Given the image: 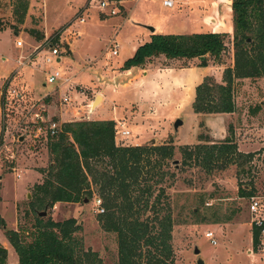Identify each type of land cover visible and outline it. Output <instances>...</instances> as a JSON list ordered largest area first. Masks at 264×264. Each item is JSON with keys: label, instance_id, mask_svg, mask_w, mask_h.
Wrapping results in <instances>:
<instances>
[{"label": "rangeland", "instance_id": "1", "mask_svg": "<svg viewBox=\"0 0 264 264\" xmlns=\"http://www.w3.org/2000/svg\"><path fill=\"white\" fill-rule=\"evenodd\" d=\"M100 1L0 0V92L10 81V87L20 94L16 101L9 96V106H5L0 97V133L5 125L13 134L9 141L6 140L7 134L0 138V216L7 229L19 232L26 242L33 239L32 235L38 229L37 217L54 222L75 219L81 226L80 231L74 234L79 247L82 245L85 251L97 253L102 264H119L118 235L104 229L101 215L106 213V207L104 205V213H99L96 202L101 199L104 204L105 199L97 186H91L94 194L89 200L79 203H57L51 209L42 210H34L31 205L35 200L34 187L45 177L40 171L48 169L50 155L49 141L35 137L32 120L26 113L33 103L54 92L58 84H49L45 73L37 68L38 65L44 67L49 51L42 50L24 67L16 62L21 55L27 56L32 46L41 43L47 35H62L71 43L70 48L67 46L70 50L60 57L62 61L56 60L47 68L53 72L59 70L64 77L75 79L76 72L71 71L75 65L79 70L88 69L89 64L102 56L103 64L112 73L110 66L114 68L125 50L120 47L119 57H110V42L115 38L119 45L124 46L133 34L131 26L124 22V8L112 16L108 9L96 7ZM129 1L133 2L128 6L130 11L136 0ZM137 1L150 7L154 16L162 21L168 22L169 16L186 11L194 15L199 28L203 25L198 33H225L226 51L218 60L209 58L206 76L216 83L225 84V71L235 68L233 0H200V4L198 0H186L173 9L163 7V0ZM24 2H28V11L23 22L19 23L20 16L15 14V10ZM80 16L85 19L84 24L78 22ZM67 30L82 31L83 34L78 38ZM20 39L25 48L17 46ZM77 40L76 55L72 57L71 49ZM198 65L199 59L173 61L165 56L150 59L141 71L143 74L150 71V77L133 87L131 96L122 88L115 87L117 92L106 91V103L100 108L102 118H112L115 123L126 121L131 136L116 137L120 145L174 147V156L166 168L174 176L169 174L161 186L164 188L163 201L170 205L175 221L171 242L175 264H199L200 260L205 264H264V253H258L253 244L250 197L241 195L244 189L246 193L264 196V76L257 79L234 77L233 112L196 114L193 111L195 91L206 77L203 81L197 79L194 82L186 81V78L190 76L189 69ZM94 68L87 71L90 78L85 84L89 87L77 85L78 92L82 88L89 98L83 104L95 102V95L104 91L96 80L97 76L92 74L94 71L103 73V70L98 66ZM98 101L93 110L101 104L102 98ZM48 104L52 119L57 121L54 114L63 107L59 95H53ZM69 111L70 119L82 118L83 114L74 116ZM97 116L91 115L89 121H98ZM178 119L183 121V125L176 130ZM23 128L30 132L25 133ZM227 138L236 143L241 153L251 154V162L242 168L223 162L210 172L184 164L182 147L214 144ZM153 140L156 141L154 144ZM158 189H155L150 208L142 216V219H149L151 228L155 224L151 205L159 193ZM43 212L47 215L40 216ZM207 232L214 233L216 245L205 237ZM0 244L8 251L7 264H19V257L1 227ZM253 249L258 253L256 257L249 254Z\"/></svg>", "mask_w": 264, "mask_h": 264}, {"label": "trees", "instance_id": "2", "mask_svg": "<svg viewBox=\"0 0 264 264\" xmlns=\"http://www.w3.org/2000/svg\"><path fill=\"white\" fill-rule=\"evenodd\" d=\"M235 68L227 69L225 84L209 77L196 88L193 111L196 114H225L234 111L232 82L236 78L257 79L264 76V0H233ZM28 2L15 10L22 23ZM225 33L153 34L138 47L123 70L143 68L155 57L168 60L199 59L198 68H207L209 58L220 59L226 51ZM250 40V42H249ZM256 111H253L255 113ZM50 165L42 183L35 185V209H51L57 203H79L93 196L92 185L105 199L106 213L101 215L104 229L118 235L119 264H175L172 249L174 219L171 207L163 201L165 178L174 176L166 168L174 156L173 146H127L116 138V123L73 121L48 138ZM2 140H0V143ZM184 164L213 170L219 163L242 168L252 155L241 153L227 138L214 144L182 147ZM158 187H160L158 189ZM158 195L151 205L155 224L142 219L150 208L155 189ZM242 196L252 193L241 190ZM164 202V203H163ZM37 231L32 240L21 239L19 232L7 229L0 216V227L15 249L19 264H102L97 253L79 247L74 234L81 226L75 219L54 222L37 217ZM151 228V231H150ZM259 243V231L253 228V244ZM7 249L0 244V264H7Z\"/></svg>", "mask_w": 264, "mask_h": 264}, {"label": "built area", "instance_id": "3", "mask_svg": "<svg viewBox=\"0 0 264 264\" xmlns=\"http://www.w3.org/2000/svg\"><path fill=\"white\" fill-rule=\"evenodd\" d=\"M186 1V0H181ZM180 2V1H179ZM178 1L175 0H163V5L167 8L173 9L178 4ZM98 9H108L109 14L114 16L117 15L120 9V4L117 0H101L100 3L96 6ZM80 24H84L86 21L83 17L77 18ZM69 31V30H67ZM70 32V31H69ZM66 33V31H65ZM74 36L80 38L82 33L78 32H70ZM110 54L112 56H117L119 54L120 45L116 42L115 38L112 39L110 42ZM17 46L20 48H25V43L20 39L17 42ZM71 43L66 41V39L60 36H53L47 35L46 38L39 43L38 45L32 46V50L29 52L27 56L21 55L17 62L20 67H24L30 64L32 61L36 59L38 54L43 50H47L50 52L49 55L45 57L44 60V67L38 65L37 68L44 72L47 81L49 84H58L55 91L49 93L46 97L41 99L40 101H34L35 103L32 104L31 109L29 112L26 113L27 117L30 118L31 124H33V132L37 139H46L48 140L49 137H55L62 131V126L65 122H61L60 120H54L53 117L50 116V106L48 104V100L55 94L59 95L61 99L62 106L65 107L66 112L69 114V110L73 108V92H77L80 95H86L85 91L80 88L81 92H78L77 85L73 82V78L64 77L63 74L59 71H52L50 68H47L49 65H52L56 60L60 59V57L64 53H68L70 49ZM61 61V59H60ZM2 91L0 92L1 99L4 100V105L6 104L9 106L10 101L8 100L9 96L12 98L11 100L16 101V98L20 97L17 89L10 87V81H8L3 87ZM83 90V91H82ZM93 108L91 105L87 107L86 110L78 109L75 114L76 116L82 115L80 119H72L68 122L73 121H89L91 120L90 116L93 114ZM74 114V116H75ZM70 115V114H69ZM71 116V115H70ZM24 132L29 133L30 131L24 129ZM4 136L6 134L13 135L10 133V130L7 126L4 125L3 129ZM131 136L130 130L127 128V123L125 120H121L120 122L116 123V137L127 138ZM250 215L252 218V225L253 228L259 231V243L255 249H257L258 253H264V196L254 195L250 197ZM96 206L99 208V213H104L105 208L103 206L102 200L98 199L96 202ZM205 237L211 241L213 245L217 244L213 232L205 233ZM258 253H255V250H250L249 254L252 257H256ZM262 258V257H261ZM263 259V258H262Z\"/></svg>", "mask_w": 264, "mask_h": 264}, {"label": "crops", "instance_id": "4", "mask_svg": "<svg viewBox=\"0 0 264 264\" xmlns=\"http://www.w3.org/2000/svg\"><path fill=\"white\" fill-rule=\"evenodd\" d=\"M175 1H178V2L180 1L178 5H181V0H175ZM198 1H199L198 3L200 4V0ZM117 2H119L120 8L122 9L124 8L126 12L124 22L126 26H129V25L131 26V31L133 35L132 37L127 39L126 44H124V46L120 45L121 49H123V51L125 50L124 56L116 60L114 64L115 65L114 68L110 66L113 70L112 73L110 72L111 71L110 68H108L105 64H103L102 56L98 58L97 61H94L93 63L89 64L90 66L88 68L89 70H91L92 68L94 70L95 69L94 66L95 67L98 66V69L103 70V73H97L96 71L92 73L93 75L97 76L96 80L99 82V85L104 90V91H100L98 94L95 95V100L98 96L102 98L101 104L98 107H95L93 111V114L95 116L99 114L97 116L98 118L97 120H100V121L101 120H112V118H102L103 117L102 109L100 111V108H102L103 105L106 103V100H107L106 91L107 90H112L113 92L114 91L117 92L115 87L120 88V89L122 88L128 91L127 94H130L131 96V93L133 92L132 91L133 87L138 85L142 80H147L150 77V74H151L150 71H148L146 74H143L141 73V71L143 70L140 67H134L130 70L122 69L124 63L129 58L133 57V55L135 54L139 46L145 44L146 42H149L153 34H192L193 32H196V33L200 32L203 26L202 25L199 28V26L196 25L198 21L194 19V15H191L189 12H186V11L177 12L175 13V15L169 16V18L167 19L168 22H166V21H162L163 19H158L156 16H154L153 10H151L150 7L147 8L145 6H142L141 5L142 3L140 2L137 3L138 2L137 0H136V4L133 6V8L130 9V11L128 8L130 7L129 6L130 3L133 4L132 1L117 0ZM214 4H217V2L215 1ZM162 5H163V1H162ZM163 7L165 6L163 5ZM167 9H170V8H167ZM148 26H151V27L153 26L155 28V32H151L147 28ZM80 32L83 34L82 31ZM77 43H78V40L74 43L75 45L73 44L72 46V49H71L72 57H75L76 55V46H78ZM119 55H120V52L117 56H112L111 54H109L110 57H116V58L119 57ZM58 61H60V59H58ZM71 63L72 61L70 62V65ZM77 67L78 65H75L71 70V71L76 72L75 74L76 77L75 79L73 78V82L75 80L74 83L76 85H83L85 87H89L88 84H85L87 82V79L89 80L90 78L89 76L87 77L88 69L79 70ZM208 69H209V66L207 68H198L197 66L191 67L189 69L191 71L190 76L189 78H186V81L189 80L190 82H194L197 79L203 81V79L206 76H208V73H207ZM120 83H123V86ZM72 95L74 99L73 108L71 109L72 114L73 113L75 114V112L78 109L86 110L89 105H91V107L94 106V101L83 104V102H87V99H89L88 96L80 95L75 91L73 92ZM50 116H51V112H50ZM54 116L57 118V120H60L61 122H64L65 120H68V121L72 120L70 119V115L66 112L64 107H61V109L57 110ZM2 137H5L3 135V132L0 133V138ZM12 137L13 135L7 134L6 140L9 141L10 139H12Z\"/></svg>", "mask_w": 264, "mask_h": 264}, {"label": "water", "instance_id": "5", "mask_svg": "<svg viewBox=\"0 0 264 264\" xmlns=\"http://www.w3.org/2000/svg\"><path fill=\"white\" fill-rule=\"evenodd\" d=\"M147 28H148L151 32H155V28H154V27L148 26ZM249 42H250V40H249ZM99 98H100V96H98V97L96 98L94 104L98 101ZM182 125H183V121H182L181 119H178V120L176 121V123H175V129L178 130L179 127L182 126ZM23 140H24V138H21V141H23ZM155 142H156V141L153 140V144H154ZM29 196H30V195H29ZM46 215H47V212L40 213V216H46ZM196 253H199V251L196 250ZM199 264H205V263L203 262V260H200V261H199Z\"/></svg>", "mask_w": 264, "mask_h": 264}, {"label": "bare ground", "instance_id": "6", "mask_svg": "<svg viewBox=\"0 0 264 264\" xmlns=\"http://www.w3.org/2000/svg\"><path fill=\"white\" fill-rule=\"evenodd\" d=\"M97 102H100V101H97ZM97 104V103H96Z\"/></svg>", "mask_w": 264, "mask_h": 264}]
</instances>
